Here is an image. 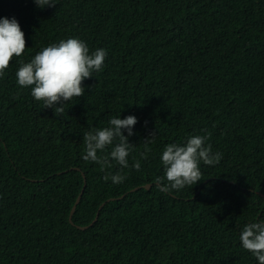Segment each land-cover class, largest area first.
Segmentation results:
<instances>
[{"label":"trees","instance_id":"1","mask_svg":"<svg viewBox=\"0 0 264 264\" xmlns=\"http://www.w3.org/2000/svg\"><path fill=\"white\" fill-rule=\"evenodd\" d=\"M56 3L0 0L26 40L0 78V264H259L240 234L264 221V0ZM69 38L107 56L56 116L16 72ZM119 116L138 121L129 167L102 170L83 159V135ZM194 135L222 159L201 162L195 186L161 192L164 149Z\"/></svg>","mask_w":264,"mask_h":264},{"label":"clouds","instance_id":"2","mask_svg":"<svg viewBox=\"0 0 264 264\" xmlns=\"http://www.w3.org/2000/svg\"><path fill=\"white\" fill-rule=\"evenodd\" d=\"M37 7H55L56 0H33ZM26 50L25 34L18 21L8 18L0 19V78H3L13 58H19ZM107 52L97 49L90 53L88 46L78 38L61 40L38 52L28 63L16 72L17 84L21 88H30L31 95L44 108L53 109L55 115H63L65 105L85 94L83 82L103 70ZM135 116L111 118L109 126L87 132L83 135L85 145V161L111 169L115 161L121 169L128 168V157L134 145L128 138L134 135L133 128L137 124ZM127 131V136L124 135ZM155 134L144 140L152 142ZM209 136H190L186 143L169 144L164 149L161 162L164 176L156 179V186L161 192L181 190L193 187L202 181L201 162L204 165L219 164L222 154L213 153L211 144H206ZM111 147V151L107 149ZM99 153V154H98ZM132 167L139 171L141 164L136 161ZM113 184H121L126 179L119 172L104 176ZM242 247L250 252L259 262L264 264V221L247 224L241 234Z\"/></svg>","mask_w":264,"mask_h":264},{"label":"water","instance_id":"3","mask_svg":"<svg viewBox=\"0 0 264 264\" xmlns=\"http://www.w3.org/2000/svg\"><path fill=\"white\" fill-rule=\"evenodd\" d=\"M85 182H86V181H85ZM86 187H87V184L85 183V185H84V187H83V189H82V191H81V193H80V195H79V197H78V199H77V201H76V203H75V205H74V207H73V209H72V211H71V214H70V223H71V224L73 223V221H72V219H73V215H74V213H75V211H76V209H77V206L79 205V203H80V201H81V199H82V197H83V195H84V193H85ZM151 187H152V185L149 184V185L145 186V189H146V190H150ZM137 190H139V189H137ZM133 191H134V190H133ZM258 194H259V195H262V194H260V193H258ZM112 201H114V199H109L106 203H103V205L100 207L99 210H101V209H102L107 203L112 202ZM98 217H99V212H98V214H97V217H96L95 220L93 221V223H91L89 226H86V227H79V229H80V230H83V231L88 230L90 227H92V226L94 225V223L97 222Z\"/></svg>","mask_w":264,"mask_h":264}]
</instances>
